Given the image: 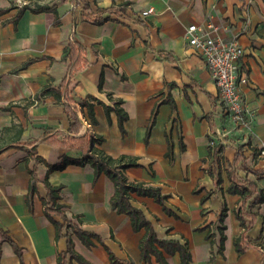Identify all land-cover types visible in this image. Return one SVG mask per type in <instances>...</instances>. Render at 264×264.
Returning a JSON list of instances; mask_svg holds the SVG:
<instances>
[{"label":"crops","instance_id":"crops-1","mask_svg":"<svg viewBox=\"0 0 264 264\" xmlns=\"http://www.w3.org/2000/svg\"><path fill=\"white\" fill-rule=\"evenodd\" d=\"M80 1L72 10L73 0H0V129L11 123L23 129L18 143L23 148L0 154V264H20L9 240L20 248L24 264H58L68 237L73 251L90 264H112L105 247L121 264H157L153 256L147 262L140 258L144 230L134 232L129 217L112 210L111 180L95 176L82 151L69 146L71 138L81 136L107 156L136 160L137 167L124 170L126 180L157 188L164 199L158 203L133 193L132 206L143 212L159 239L186 242L189 264H264V155L259 154L264 145V0ZM43 6L54 11H34ZM109 8L122 15L100 25L83 18L84 9ZM212 8V23L228 24L243 49L239 67L248 82L242 98L256 110L247 144L237 143L235 133L223 144L216 139L229 122L203 59L183 36ZM69 44L85 49L81 68L71 74L63 59ZM64 79L68 86L59 99L37 98L44 86L57 88ZM83 101L92 105L95 125ZM117 101L127 116L122 129L112 109ZM68 104L78 119L72 132ZM33 167L38 184L30 209L27 169ZM248 182L257 188L252 197L234 193ZM46 183L62 187L57 204L65 217L101 242L93 239L86 247L69 227L56 236L44 212ZM247 213L254 218L244 232L237 215L248 223ZM51 218L63 223L58 214ZM237 237L245 248L241 254L234 246ZM164 256L168 264H181L178 253Z\"/></svg>","mask_w":264,"mask_h":264},{"label":"trees","instance_id":"trees-1","mask_svg":"<svg viewBox=\"0 0 264 264\" xmlns=\"http://www.w3.org/2000/svg\"><path fill=\"white\" fill-rule=\"evenodd\" d=\"M34 11H54L52 8L48 7H36ZM83 18L92 24L100 25L105 21L110 20L113 16L122 15L119 13L120 10L115 8L102 9L98 10L96 13H90L87 9L83 10ZM84 47L80 45L69 44L68 48L64 51L65 56L63 59L69 61L68 65V74H71L72 71H77L81 68V61H79V56L84 52ZM29 62L24 64L22 67L27 66ZM68 86V80L64 79L57 88H52L50 85H46L41 90L40 94L37 98L45 97L47 95H52L55 99H59L62 95V91L66 90ZM121 104L120 101H117L113 106V110L118 116L120 129H122V122L127 118L126 114L121 111V109L117 108ZM82 105L86 108V116L90 124L95 125L96 120L94 118L93 107L86 101H83ZM66 112L68 114L70 125L69 131H76L78 126V119L76 116V112L70 108V105L65 106ZM106 114L108 115L110 108L105 107ZM23 129L18 124L11 123L7 127H3L0 129V154L12 147L23 148L22 146H18L20 138L22 136ZM71 144L69 145L72 148H78L82 151L83 155L87 158L88 162L91 164L94 175L98 176L99 174H105L113 183L114 186V194L110 199V205L112 210L116 211L118 214H125L129 217L131 226L134 232H138L140 230H144L143 237L139 240L138 249L140 252V258L143 262H147L151 256H153L157 262V264H168L164 255H173L175 253L179 254L180 263L181 264H189L190 255L187 250V244L180 243L178 240H165L159 239L157 234L155 233L153 226L150 221L146 219L143 212L132 206L130 201V194H136L138 196H146L151 197L158 203H162L164 197L160 196L159 189L152 187H144L141 184H133L126 180L123 172L124 170L137 167L136 160L134 158L128 156H120L118 158H112L110 156L105 155L101 150L95 149L90 145V140L86 136H81L77 138H71ZM94 143L100 144L101 139L93 140ZM62 145V144H61ZM66 145V144H64ZM220 150V147H216L214 149V153L217 154ZM31 156H34L31 153ZM34 159L38 158L34 156ZM216 160V159H215ZM63 165L58 166L57 168H62ZM53 168V167H51ZM56 168V166H54ZM28 174L30 175V183L28 188V193L26 195L25 201L27 206L31 209V197L36 192V185L38 184V180L36 178V169H27ZM47 190V200L43 201L44 212L45 215L50 219L56 229V236H60L62 230L65 227H69L72 230L80 241L86 247L93 246V239L100 241V238L94 234L85 232L81 230L75 223L68 220L65 215L62 213V206L57 204L59 199V192L62 187H51L49 184H45ZM234 193L240 194L242 198L249 199L252 197L254 193L257 192L256 185L252 182H248L247 187L243 189L233 188ZM260 201L258 198H254V202ZM52 214H58L63 223L60 224L55 222L52 218ZM250 221L246 223L243 215H237L240 226L246 232L253 221L254 214L247 213ZM220 221L222 219L220 218ZM224 240V236L221 234L219 250H222V243ZM241 238L237 237L234 240L235 250L238 254L244 252L245 248H242L240 243ZM11 246L14 248L16 255L19 257L20 264H24L21 257V250L17 247V245L9 240ZM108 252L109 260L112 264H121L115 256L105 247ZM75 261L78 264H90L83 257L76 254L73 251V244L71 239L67 238V246L66 250L57 256L58 264H67L68 261Z\"/></svg>","mask_w":264,"mask_h":264},{"label":"built area","instance_id":"built-area-1","mask_svg":"<svg viewBox=\"0 0 264 264\" xmlns=\"http://www.w3.org/2000/svg\"><path fill=\"white\" fill-rule=\"evenodd\" d=\"M72 10L80 8L81 1L73 0ZM202 22L188 25L184 38L189 47L203 59L206 69L217 89V99L228 119L229 126L215 133L217 140L224 143L230 133L238 135L235 141L247 144L254 135L253 123L256 110L249 108L242 98V87L247 85V77L240 70L239 60L243 49L238 42L239 35L228 24L220 21L212 23L211 13ZM149 11L142 12L145 16ZM215 142L210 141V146ZM260 155H264L261 144Z\"/></svg>","mask_w":264,"mask_h":264},{"label":"rangeland","instance_id":"rangeland-1","mask_svg":"<svg viewBox=\"0 0 264 264\" xmlns=\"http://www.w3.org/2000/svg\"><path fill=\"white\" fill-rule=\"evenodd\" d=\"M229 125L227 124L226 126H224V128H227Z\"/></svg>","mask_w":264,"mask_h":264}]
</instances>
